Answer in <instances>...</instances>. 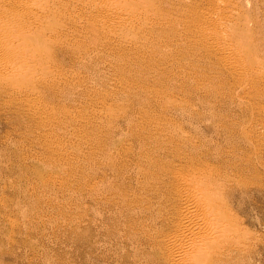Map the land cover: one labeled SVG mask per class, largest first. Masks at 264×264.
Instances as JSON below:
<instances>
[{
  "label": "rangeland",
  "instance_id": "374dc122",
  "mask_svg": "<svg viewBox=\"0 0 264 264\" xmlns=\"http://www.w3.org/2000/svg\"><path fill=\"white\" fill-rule=\"evenodd\" d=\"M6 2L57 50L0 76V264H264V0H94L46 27L50 2ZM189 188L238 223L222 258Z\"/></svg>",
  "mask_w": 264,
  "mask_h": 264
},
{
  "label": "bare ground",
  "instance_id": "6f19581e",
  "mask_svg": "<svg viewBox=\"0 0 264 264\" xmlns=\"http://www.w3.org/2000/svg\"><path fill=\"white\" fill-rule=\"evenodd\" d=\"M9 1L13 3V6L14 4L17 5L21 4L26 9L31 4L35 5L33 3L34 0H9ZM35 1L39 3H41L42 1L50 2V4H45V3L40 4V8L43 11L42 16H45L40 25L43 26V24H45V27L48 25H52V23H55L53 19L57 21L55 24L61 22L64 19V16L61 15L63 12H67L69 9H74V8L75 9L76 8L83 9L85 7L90 8L91 6H93L92 4L94 2V0H35ZM5 3H7L6 0H0V9L2 7V4L5 5ZM111 5H112V0H108V5L106 7L109 8L111 7ZM7 6L12 7V5L9 3H7ZM95 11L96 9L93 8L91 10H88L89 13H93ZM28 14H29V18L33 20V23L34 20L40 22V20L38 19L39 14L31 11H29ZM62 17L63 19L61 20ZM14 20L18 21L16 18ZM94 29H95L94 27L90 28V30L93 32ZM0 31L6 33L5 40L0 42V59L3 61V63L0 64V76H2V74L7 75L10 68L15 69V67L19 66L21 67L20 70L15 71V73H12L11 76H9L10 74L7 76L12 78L26 77V79H29L31 76L32 66L34 65L33 63L35 61L33 56L36 54V51L38 49L39 50L45 49L46 51H49L51 54V52L57 50L56 49L57 46H49L50 44L48 43V41H46L47 38H45L44 41L41 40L40 42H38L33 52L31 53L30 50L34 47L35 42L34 39L27 34L30 32L28 29V25L16 27L12 23H8L7 21L2 19L0 20ZM13 50H16L17 53L14 52V54H16L17 56L10 57L9 59L5 58L6 54ZM10 60H12V62ZM184 195L189 205L196 210V212L192 213V215H190L189 217V223H190L189 230L194 232L193 235L196 241L205 240L208 238H216L215 237L216 232L223 230L224 236L220 238H224L225 240L219 242L211 253V257L212 254L214 253L213 256H215L216 254V258L220 257V255H221L220 258H222L224 252L223 249L225 248V246L230 247L231 244L233 243V238L235 237V234H237V231L235 230L234 227L238 223H236L234 227L231 228L229 224L230 219L227 216H224L222 213H220L213 204L208 203L204 199V197H202V195L198 193V191L189 188L184 191ZM176 248L177 250H179L180 254L185 255V257L191 255V253L189 252V249L191 248L190 243H188L186 239L184 241L183 240L179 241L175 245L174 251L176 250ZM183 249L185 251L181 252V250L183 251ZM190 258L192 257L190 256Z\"/></svg>",
  "mask_w": 264,
  "mask_h": 264
}]
</instances>
